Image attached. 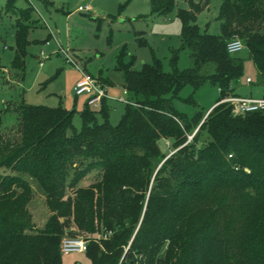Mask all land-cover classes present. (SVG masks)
Returning <instances> with one entry per match:
<instances>
[{"label":"trees","instance_id":"trees-1","mask_svg":"<svg viewBox=\"0 0 264 264\" xmlns=\"http://www.w3.org/2000/svg\"><path fill=\"white\" fill-rule=\"evenodd\" d=\"M15 1L7 0L6 11ZM219 1V35L196 24L210 0L178 10L181 44L171 51L170 72L157 59L134 70L119 53L114 70L130 103L116 125L106 100L98 112L85 104L79 130L74 108L15 107L16 124L0 132V264H62V237L77 233L99 235L86 239L90 264H264V111L234 116L229 104H218L240 97L233 84L244 61L227 52L233 38L248 51L264 98V0ZM150 7L164 16L175 1ZM28 29L16 21L13 69H23ZM183 50L192 66L179 69ZM205 84L219 95L207 113L175 109L184 87L194 94ZM182 101L197 106L192 95ZM10 111L0 110V127ZM203 132L208 141L199 147ZM160 140L172 142L171 154L161 152ZM93 171L98 181L79 186ZM28 179L49 212L39 230L27 208Z\"/></svg>","mask_w":264,"mask_h":264},{"label":"rangeland","instance_id":"rangeland-1","mask_svg":"<svg viewBox=\"0 0 264 264\" xmlns=\"http://www.w3.org/2000/svg\"><path fill=\"white\" fill-rule=\"evenodd\" d=\"M150 1L34 0L39 16L24 0H16L8 11L5 9L7 0H0V110L4 105L11 110L2 116L0 132L8 134L7 130L14 127L15 107L21 103L52 108L61 106L67 110L74 108L73 126L79 130V113L86 106L87 97H76L73 92L81 76L78 68L98 78L111 88V96L118 97L122 94V75L114 68L121 51L126 54L124 62L132 61L134 70H140L143 64H150L153 59H157L163 70L170 72L171 51L178 49L181 44V23L177 12L179 9H188V0H174V10L164 16L151 14ZM86 5L90 11L77 10L79 6ZM219 6V0H210L208 8L197 14L196 24L201 32L219 35ZM17 20L29 26V44L22 70L11 67ZM64 52L74 64L67 61ZM232 55L244 61L242 76L233 84L235 93L240 97H262L263 88L258 82V73L248 51L243 48ZM191 66L189 52L181 51L177 67L186 69ZM247 78L251 82L247 83ZM190 95L196 107L182 101ZM218 97L217 89L209 84L203 85L194 94L192 88L186 86L180 91L179 98L173 100V106L191 117L197 111L207 113ZM107 104L109 121L116 125L125 104L117 101H107ZM96 116L101 121V116ZM207 141V135L203 132L198 146L201 147ZM158 146L166 155L173 151L171 141L160 140ZM98 178V171H93L79 186L93 184ZM28 207L35 230L42 229L49 212L39 189L33 191ZM71 230L75 232L74 228ZM77 236L88 241L99 238L97 234L77 233ZM62 264H90V261L85 253H71L62 255Z\"/></svg>","mask_w":264,"mask_h":264},{"label":"built area","instance_id":"built-area-1","mask_svg":"<svg viewBox=\"0 0 264 264\" xmlns=\"http://www.w3.org/2000/svg\"><path fill=\"white\" fill-rule=\"evenodd\" d=\"M28 4V6L33 9V11L37 14L38 11L34 4V0H24ZM78 11L88 12L90 11L89 6H79ZM39 14V13H38ZM40 16V14H39ZM244 48V45L241 40L238 38H233L227 43V52L229 54H235L241 51ZM67 61L69 63L74 62L68 58L67 54L64 52ZM41 64V62H40ZM78 68V67H77ZM80 79L75 83L73 87V92L76 97L86 96V104L87 106L94 111H98L101 107V103L103 100L106 101H117L123 104H129L130 101L127 98V91L122 88V94L118 97L111 96L109 93L111 88L101 82L98 78L92 77L87 74L85 71L79 69ZM246 82H250V79L247 78ZM227 103L232 108V113L236 115H245L250 112L255 111H264V98L263 97H227L221 100L218 104ZM216 104V105H218ZM88 241L83 239L80 236L69 237L66 236L62 238L60 242V253L63 256L69 255L71 253H85L87 250Z\"/></svg>","mask_w":264,"mask_h":264},{"label":"crops","instance_id":"crops-1","mask_svg":"<svg viewBox=\"0 0 264 264\" xmlns=\"http://www.w3.org/2000/svg\"><path fill=\"white\" fill-rule=\"evenodd\" d=\"M121 84H122V83H121ZM213 105H214V104H213ZM213 105H212L210 108H212ZM28 181H29V183H30L31 188H32L33 191L35 190V188L38 189L37 185L35 186L34 181H32L31 179H28ZM30 203H31V201L29 202L28 206L30 205ZM27 208H29V207H27ZM28 211H30V210L28 209ZM47 217H48V216H47ZM33 222H34V221H33Z\"/></svg>","mask_w":264,"mask_h":264},{"label":"water","instance_id":"water-1","mask_svg":"<svg viewBox=\"0 0 264 264\" xmlns=\"http://www.w3.org/2000/svg\"><path fill=\"white\" fill-rule=\"evenodd\" d=\"M129 264H132V262H130Z\"/></svg>","mask_w":264,"mask_h":264}]
</instances>
